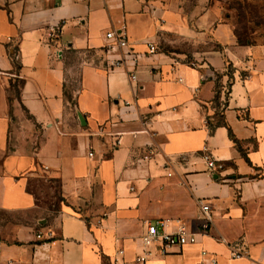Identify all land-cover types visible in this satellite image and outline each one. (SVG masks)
I'll return each mask as SVG.
<instances>
[{
	"label": "crops",
	"instance_id": "0c3cea01",
	"mask_svg": "<svg viewBox=\"0 0 264 264\" xmlns=\"http://www.w3.org/2000/svg\"><path fill=\"white\" fill-rule=\"evenodd\" d=\"M260 1L0 0V264H264ZM149 224L198 240L162 254Z\"/></svg>",
	"mask_w": 264,
	"mask_h": 264
},
{
	"label": "built area",
	"instance_id": "2783aa9c",
	"mask_svg": "<svg viewBox=\"0 0 264 264\" xmlns=\"http://www.w3.org/2000/svg\"><path fill=\"white\" fill-rule=\"evenodd\" d=\"M107 38L111 42L116 41L117 46H119L122 49H126L130 46L128 35L125 33L124 29L115 30L112 29L108 31ZM113 46V44H111ZM150 51L153 53L156 51V46L153 44H149ZM136 60V59H135ZM119 65L121 64L118 63ZM130 79L132 81H137V74L136 72H132L130 74ZM120 143V140H117V144ZM93 152L90 153L91 156H93ZM204 159L206 160L208 166L210 169L215 170L220 168L221 166L218 165V161L215 159V157L212 155V153L209 152L207 148L204 149ZM200 211H201V230L204 234H208L214 224V216L212 213L211 204L208 201L201 200L200 201ZM141 240L144 243L145 246L151 247L158 242H161L160 244V251L162 254L169 253L170 247H183L187 244H192L197 242L198 237L195 233L190 232L188 228L185 225H181L177 231L173 233H166L159 229L158 225L155 224H149L147 227V231L141 236ZM125 252L123 247H118V254L123 255ZM204 254H206L204 252ZM246 253L244 250L239 248V244H235L232 246V256L234 258L237 257H243ZM147 258V255H139L136 258V261L138 262H144ZM116 261L118 258L116 257ZM210 261L212 264H217L218 261L216 257H211Z\"/></svg>",
	"mask_w": 264,
	"mask_h": 264
},
{
	"label": "rangeland",
	"instance_id": "374dc122",
	"mask_svg": "<svg viewBox=\"0 0 264 264\" xmlns=\"http://www.w3.org/2000/svg\"><path fill=\"white\" fill-rule=\"evenodd\" d=\"M195 1V0H191ZM249 0H212L214 4L219 6L222 10H224L225 14L229 15V9L230 8H237L241 5V2H248ZM259 10L257 13H253L252 17H247L249 21H257L259 23H264V0H261L258 4ZM230 15H233L235 18L237 17V13L230 12ZM232 18V17H231ZM236 32H238V29L236 28ZM19 90V83H16V89L14 90V94L18 93ZM37 190L40 193L41 197L43 198V201L46 202V204H49L50 207L53 209L55 208L56 204V196L54 194L56 189H50L48 188L45 183H39L37 185ZM59 195V194H58ZM1 217L4 218L7 222V224H15V225H24L28 224L34 221L35 214L30 211H16V212H8L1 214ZM38 226H41V224L38 223Z\"/></svg>",
	"mask_w": 264,
	"mask_h": 264
},
{
	"label": "trees",
	"instance_id": "16d2710c",
	"mask_svg": "<svg viewBox=\"0 0 264 264\" xmlns=\"http://www.w3.org/2000/svg\"><path fill=\"white\" fill-rule=\"evenodd\" d=\"M230 135H231V137L238 143V141L235 139V137H234V135H233V133L231 132L230 133Z\"/></svg>",
	"mask_w": 264,
	"mask_h": 264
}]
</instances>
